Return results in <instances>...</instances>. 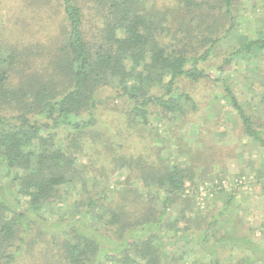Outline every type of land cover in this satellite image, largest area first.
Masks as SVG:
<instances>
[{
  "label": "trees",
  "instance_id": "1",
  "mask_svg": "<svg viewBox=\"0 0 264 264\" xmlns=\"http://www.w3.org/2000/svg\"><path fill=\"white\" fill-rule=\"evenodd\" d=\"M236 1L171 0L157 8L146 0H59L58 45L43 70L30 46L19 50L0 39V264H15L25 247L30 253L48 241L55 246L48 253L64 264H264V243L248 228L227 225L233 193L219 189L215 196H227L224 206L205 212L192 168L133 154L107 156L104 163L128 167L149 191L145 200L101 209L103 228H95L92 214L106 194H89L74 201L68 218L58 211L54 229L47 223L53 204L65 202V190L74 185V162L87 148L82 136L88 147L105 138L94 128L97 94L110 87L125 97L128 119L139 125L149 123L154 107L174 117L194 108L177 83L212 78L199 62L235 28ZM86 8L101 22L92 37L83 23ZM176 22L186 32L181 46L167 41ZM262 50L264 31L223 58L218 70ZM214 80L223 83L245 133L264 149V127H255L223 77ZM62 131L77 135L70 145L59 139ZM225 249L233 251L227 262Z\"/></svg>",
  "mask_w": 264,
  "mask_h": 264
},
{
  "label": "rangeland",
  "instance_id": "2",
  "mask_svg": "<svg viewBox=\"0 0 264 264\" xmlns=\"http://www.w3.org/2000/svg\"><path fill=\"white\" fill-rule=\"evenodd\" d=\"M146 2L162 8L163 3L169 4L171 0ZM236 3L235 28L221 39L205 62H199L212 78L196 82L181 79L177 83L179 92H185L194 99V108L188 106L182 114L174 117L154 107L149 123L139 125L128 119L129 104L125 97L116 96L110 87L97 94L101 103L97 105L94 128L105 138H97L96 143L88 147V137L82 136L80 142L86 141L87 148L74 162V185L65 190L66 201L57 200L53 204V212H49L47 217V223L53 229L58 211L62 212L60 218H68L74 201L89 194H106L92 214L90 224L95 228H103L101 209L117 203L133 206L145 200L149 191L131 175L128 167L116 168L104 163L107 156L133 154L159 164L177 163L192 168L199 187L197 204L205 212L215 213L224 206L227 196H215L219 189L227 191V194L233 193L234 198L225 214L227 225L248 228L255 240L264 243V149L245 133L236 110L225 97L223 83L214 80L223 77L253 117L255 127L263 129L264 50L233 60L230 65H225L222 72L218 70L223 58L248 38L257 37L264 31V0H237ZM60 7L59 0H0V39L19 50L30 46L34 64L43 70L58 45L55 36L60 33ZM84 17L85 29L92 37L101 23L97 11L86 8ZM171 26L173 29L167 41L180 44L186 32L178 22ZM41 62L44 64L40 65ZM76 136L63 132L59 139L70 145V139ZM75 153L79 155L77 150ZM101 163L105 164V170ZM101 240L106 242L107 238L102 237ZM36 246L39 251L48 247L44 255L39 253L41 259L37 264H64L55 262L49 254V251H55L51 241ZM38 248L29 253L25 247L15 264H34L33 260L39 255ZM222 252L224 261H229L233 251L225 249Z\"/></svg>",
  "mask_w": 264,
  "mask_h": 264
}]
</instances>
